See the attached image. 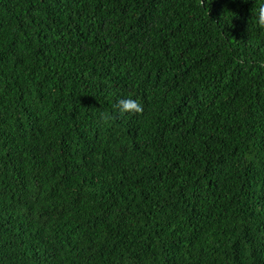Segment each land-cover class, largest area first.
<instances>
[{"label":"trees","instance_id":"trees-1","mask_svg":"<svg viewBox=\"0 0 264 264\" xmlns=\"http://www.w3.org/2000/svg\"><path fill=\"white\" fill-rule=\"evenodd\" d=\"M261 4L0 0V264H264Z\"/></svg>","mask_w":264,"mask_h":264},{"label":"clouds","instance_id":"clouds-1","mask_svg":"<svg viewBox=\"0 0 264 264\" xmlns=\"http://www.w3.org/2000/svg\"><path fill=\"white\" fill-rule=\"evenodd\" d=\"M205 0H201V5L203 6ZM246 2V0H245ZM255 22L256 24L264 29V4H261L255 13ZM116 109L121 116L124 115H142L144 112V105L137 99L128 96L122 97L117 105ZM113 114L111 112H104L100 115V120L103 123H107L108 121L112 120Z\"/></svg>","mask_w":264,"mask_h":264}]
</instances>
